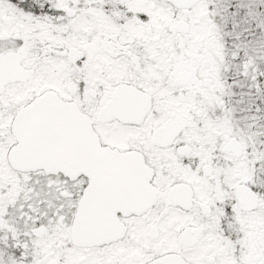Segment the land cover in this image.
<instances>
[{
  "label": "snow or ice",
  "instance_id": "1",
  "mask_svg": "<svg viewBox=\"0 0 264 264\" xmlns=\"http://www.w3.org/2000/svg\"><path fill=\"white\" fill-rule=\"evenodd\" d=\"M0 264H264V0H0Z\"/></svg>",
  "mask_w": 264,
  "mask_h": 264
}]
</instances>
